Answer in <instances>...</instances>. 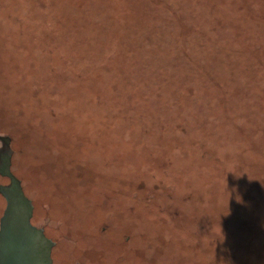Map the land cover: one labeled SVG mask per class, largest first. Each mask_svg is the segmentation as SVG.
Wrapping results in <instances>:
<instances>
[{"label": "rangeland", "instance_id": "obj_1", "mask_svg": "<svg viewBox=\"0 0 264 264\" xmlns=\"http://www.w3.org/2000/svg\"><path fill=\"white\" fill-rule=\"evenodd\" d=\"M0 150L53 264H264V0H0Z\"/></svg>", "mask_w": 264, "mask_h": 264}, {"label": "water", "instance_id": "obj_2", "mask_svg": "<svg viewBox=\"0 0 264 264\" xmlns=\"http://www.w3.org/2000/svg\"><path fill=\"white\" fill-rule=\"evenodd\" d=\"M2 138L6 143L9 140ZM1 158L0 173L10 181L0 184L6 202L0 217V264H52V241L32 224V203L10 170L9 156L2 153Z\"/></svg>", "mask_w": 264, "mask_h": 264}, {"label": "flooded vegetation", "instance_id": "obj_3", "mask_svg": "<svg viewBox=\"0 0 264 264\" xmlns=\"http://www.w3.org/2000/svg\"><path fill=\"white\" fill-rule=\"evenodd\" d=\"M1 156H2V153H1V150H0V164H1V162H2V158H1ZM1 174V173H0ZM2 175V174H1ZM5 178H7V176H5V175H3ZM8 179V181H10L9 180V178H7ZM9 183V182H8ZM36 226V225H35ZM51 249H52V247H51ZM50 255H51V252H50ZM51 259H52V257H51ZM52 264H53V262H52Z\"/></svg>", "mask_w": 264, "mask_h": 264}]
</instances>
